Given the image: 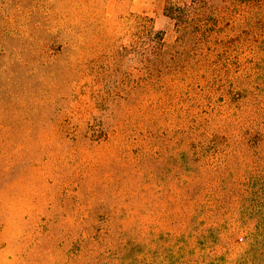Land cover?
I'll return each mask as SVG.
<instances>
[{
  "label": "rangeland",
  "instance_id": "1",
  "mask_svg": "<svg viewBox=\"0 0 264 264\" xmlns=\"http://www.w3.org/2000/svg\"><path fill=\"white\" fill-rule=\"evenodd\" d=\"M165 2L0 0V264H241L264 52L156 64Z\"/></svg>",
  "mask_w": 264,
  "mask_h": 264
},
{
  "label": "trees",
  "instance_id": "2",
  "mask_svg": "<svg viewBox=\"0 0 264 264\" xmlns=\"http://www.w3.org/2000/svg\"><path fill=\"white\" fill-rule=\"evenodd\" d=\"M164 13L173 23L176 40L165 43V34L148 30L152 58L156 64L166 62L174 49L178 73L181 67L213 63L211 74L229 76L227 53L240 46L252 47L258 56L264 52V0H166ZM170 58L174 59V55ZM193 59H195L193 61ZM193 62V63H192ZM249 87L264 89V58L258 57L249 69ZM227 92H224L226 94ZM264 176L259 185L247 182L244 203L251 205L244 216L254 219L247 235V248L238 259L241 264H264ZM239 264V263H238Z\"/></svg>",
  "mask_w": 264,
  "mask_h": 264
}]
</instances>
